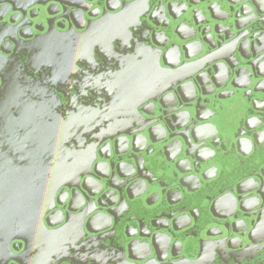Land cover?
Listing matches in <instances>:
<instances>
[{
	"label": "water",
	"instance_id": "1",
	"mask_svg": "<svg viewBox=\"0 0 264 264\" xmlns=\"http://www.w3.org/2000/svg\"><path fill=\"white\" fill-rule=\"evenodd\" d=\"M53 5L66 32L53 28ZM93 5L106 15L72 30H81L73 13L85 23ZM14 16L45 19L49 28L21 42L29 35L10 26ZM0 25L7 28L0 102L34 106L30 118L12 117L11 136L0 138V251L21 239L28 261L39 264L36 240L58 226L60 236L88 235L78 250L98 258L91 264H264V0H0ZM164 93L173 98V125H159L155 138L153 117L138 108L153 97L162 104ZM139 119L145 151L131 131ZM117 133L127 146L115 155L129 156H108L105 181L90 189L79 177L101 141L115 145ZM110 175L123 185L111 187L127 204L119 213L115 204L101 211L92 198L110 187ZM74 180L94 210L79 225L69 214L52 224L54 196ZM66 199L68 213L85 210ZM117 214L129 217L117 225ZM142 216L150 219L139 241L151 251L162 233L164 258L133 253L124 225L138 227Z\"/></svg>",
	"mask_w": 264,
	"mask_h": 264
},
{
	"label": "flooded vegetation",
	"instance_id": "2",
	"mask_svg": "<svg viewBox=\"0 0 264 264\" xmlns=\"http://www.w3.org/2000/svg\"><path fill=\"white\" fill-rule=\"evenodd\" d=\"M115 5H116L115 1L111 3V7H114ZM49 12L50 15H52L51 23H53L54 26L53 28L58 31H61L60 28L65 26L63 31L66 32V30L68 29L67 25L64 24L62 18L60 20L57 19L63 17L62 12L59 11L58 8L55 7L54 5L50 8ZM90 13H91L90 17L85 16V23H84V21H82L79 12L75 11L73 13L74 23H76L78 28H81V30H76L73 27L72 30L80 33L87 28L89 21L90 22L94 21L97 18L106 15L103 9H101L100 7H95L94 5L91 7ZM113 13H108V14H113ZM13 21L14 22L10 24L12 28L19 27V30H21L24 35L26 36L29 35V37H26V39L20 38L21 42H28L34 39L35 36L42 35L45 32H47V29L49 28V22L47 23L46 20L45 19L43 20L42 18H40L39 21L36 20L34 22H31L24 20L23 18L17 19V17L14 16ZM0 31L6 32L7 31L6 26L0 25ZM159 38L161 39L162 36L160 35ZM12 67L13 66L10 65L8 67V71H6L9 75H11ZM1 86H2V79L0 78V89ZM7 97H10V95H7ZM156 98L157 97H153L152 99L146 101L140 108H138V113L140 114V116L144 115L145 118L152 119L153 117L152 121H154L155 123L153 122L150 123L151 125L150 128L152 129V135L155 138H160L161 129L159 128V125H162L163 127L165 126L169 127L173 125L171 123L172 113L170 112H172L174 102H173V98L169 95V93H164L160 97L163 98L161 100L162 104L160 103L161 106L158 104V101L155 100ZM32 102L33 101H26L25 103L31 104ZM19 103H21V105H16V103H13L10 100L7 102H0V138L5 137L8 139L11 136L12 117L19 116L21 118H24L23 119L24 121L25 118H30L29 116L33 115V109H34L33 105H24L23 102H19ZM41 108H42L41 103H39L37 105V110H36L37 115L43 114ZM142 109H144V111H142ZM4 124L5 127L3 128L2 126ZM135 124H136L135 127H133L131 131L134 132L132 135L133 137H135L134 139H135L136 148L141 149L142 147H144V151H145V149H147V146L144 145V142L141 139V134H140V129L143 127L144 122L139 119ZM4 129L5 131L8 132H4L3 134L2 132L4 131ZM125 137L126 135L124 133H117L113 135L112 138L115 141V145L114 143L109 144L110 138L102 140L100 145L96 149L95 159L91 161L90 165H85L84 172L79 177V181H81V183L84 182L85 185H87L90 189L93 190L100 189L101 186H99L98 183L101 184V182L105 181L104 177L108 175L110 170L109 162L111 163V161H109L110 158L108 159V156L114 158L113 154L115 155L114 153L115 150L118 152L125 151L127 146ZM147 145H149V143ZM143 154L144 152L138 153L136 157L142 160ZM0 155H3L2 152H0ZM115 156L124 159V157L129 156V154L124 153ZM115 160L117 159H114L113 161ZM142 162H144V159L140 162L141 167H143V164H141ZM127 168H128V164L125 163L124 169ZM94 172H97L99 175H96L97 173L95 174ZM108 180H110V187H105V184H103L104 187L102 188V190H98L100 191L101 197L96 196L92 198L94 199V201L100 200V202L102 203L100 204L101 211H106L112 208V205L114 206L115 204V207L117 208V212L119 213L124 209V207L127 206V204L125 205V202L119 200L120 191L118 192L113 191L111 187H115V188L118 187L120 189L121 187H123V185L114 178H112L111 175L108 177ZM78 184L79 182L77 183V181L74 180V182H72L70 186H61L57 190L53 200L54 206L48 212V214H52L51 215L52 224L58 223L62 215H64L65 217L69 214L68 215L69 220H72L73 223L75 222L77 225H79L81 220L83 221L84 217H87L94 210L93 207L94 203L92 202L90 197L86 198L84 192L77 187ZM68 195L69 197L71 196L73 197V205H72L73 210H76L77 208L80 207V205H83L84 203L83 208H85V210L82 213H79L80 211L79 209H77L76 211H71L70 213H68L66 209H63ZM149 199H150L149 202L152 203L153 198H149ZM200 205H204V202H201ZM159 212H163L162 207L160 208ZM74 216H77L78 218L75 219ZM128 217H129L128 215L117 214L116 218L114 217V221L116 222L117 225H119L121 221H126ZM197 217L200 223L204 222L206 218V216L203 213H201L200 215L198 214ZM149 219L150 217L147 218L146 216L140 217V221H136L138 227H133V226L130 227V223L127 222L124 225L125 232L127 230L129 235L134 234L133 237L129 238L130 241L135 240L132 242V249L137 251V249L140 248L142 250L139 253H136V251H134L133 253L146 257V260L151 259L152 256L155 255V253L158 254L159 257L164 258L165 247L168 240L162 235V233L159 232H157L156 234L152 233L151 238H153V235L155 234L153 239L155 248L152 249L151 251L145 249L144 248L145 246L142 245L141 242L139 241L142 238L141 233L148 232L147 224ZM183 223L186 224V221H183L181 224L183 225ZM200 223H198V225H200ZM57 227L58 226H54L53 228H48L47 233L48 234L50 233V235H46V236L43 235L40 238L38 237L36 240L37 242H39L38 258L40 257L41 259L39 264H86V263L91 264L93 261L95 262L98 261L97 260L98 258L95 260H89V258L92 256L91 254H88L82 250H78L80 246L79 244L87 238L88 236L87 234L86 237H82L77 240L76 237H73L72 235L69 234H67V236L65 235L60 236ZM193 230L194 232H196L195 228L192 229V231ZM56 234H58V236H56ZM189 235H190L189 238H191V235H194V233L193 234L190 233ZM25 240L28 241V238L25 237ZM31 241H34V237ZM8 245H9L8 247L9 251L6 248V245H4L3 248H1L0 264H32V262L30 263L28 261L27 256L23 254L26 247V242L24 240L13 239L12 241L10 240V242H8ZM106 251L107 250L102 252L100 255L104 256ZM21 255L23 256V259L20 263L19 261ZM177 258H179V256L172 258L170 257V255H168L166 256V261L174 260Z\"/></svg>",
	"mask_w": 264,
	"mask_h": 264
}]
</instances>
